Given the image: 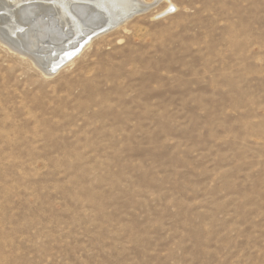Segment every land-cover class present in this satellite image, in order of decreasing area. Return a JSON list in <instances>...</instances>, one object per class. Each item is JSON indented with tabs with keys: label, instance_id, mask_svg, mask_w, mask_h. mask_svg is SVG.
<instances>
[{
	"label": "rangeland",
	"instance_id": "obj_1",
	"mask_svg": "<svg viewBox=\"0 0 264 264\" xmlns=\"http://www.w3.org/2000/svg\"><path fill=\"white\" fill-rule=\"evenodd\" d=\"M172 1L50 76L0 43V264H264V0Z\"/></svg>",
	"mask_w": 264,
	"mask_h": 264
},
{
	"label": "bare ground",
	"instance_id": "obj_2",
	"mask_svg": "<svg viewBox=\"0 0 264 264\" xmlns=\"http://www.w3.org/2000/svg\"><path fill=\"white\" fill-rule=\"evenodd\" d=\"M158 2L168 3L158 15L178 8L172 0H0V43L50 76L74 63L95 39Z\"/></svg>",
	"mask_w": 264,
	"mask_h": 264
},
{
	"label": "snow or ice",
	"instance_id": "obj_3",
	"mask_svg": "<svg viewBox=\"0 0 264 264\" xmlns=\"http://www.w3.org/2000/svg\"><path fill=\"white\" fill-rule=\"evenodd\" d=\"M53 2H55V0H53ZM61 7H65V5L61 4ZM170 10H171V11H175L174 8H171ZM68 14L70 15V13H68ZM20 31H23V29H20Z\"/></svg>",
	"mask_w": 264,
	"mask_h": 264
},
{
	"label": "water",
	"instance_id": "obj_4",
	"mask_svg": "<svg viewBox=\"0 0 264 264\" xmlns=\"http://www.w3.org/2000/svg\"><path fill=\"white\" fill-rule=\"evenodd\" d=\"M140 13H143V11H140L139 13H137L136 15H138V14H140ZM136 15H134V16H136ZM133 17V16H132ZM128 19H131V18H128ZM93 37H94V35H93ZM73 58V57H72ZM63 65V64H62ZM62 65H60V66H62ZM58 68H60V67H58ZM55 70H52V72H54Z\"/></svg>",
	"mask_w": 264,
	"mask_h": 264
}]
</instances>
